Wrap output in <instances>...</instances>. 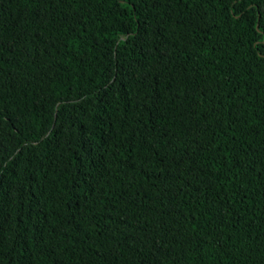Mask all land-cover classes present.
Here are the masks:
<instances>
[{
    "label": "trees",
    "instance_id": "trees-1",
    "mask_svg": "<svg viewBox=\"0 0 264 264\" xmlns=\"http://www.w3.org/2000/svg\"><path fill=\"white\" fill-rule=\"evenodd\" d=\"M0 264H264V0H0Z\"/></svg>",
    "mask_w": 264,
    "mask_h": 264
}]
</instances>
